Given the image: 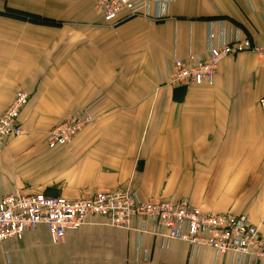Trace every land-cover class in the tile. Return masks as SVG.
<instances>
[{
	"label": "crops",
	"instance_id": "obj_1",
	"mask_svg": "<svg viewBox=\"0 0 264 264\" xmlns=\"http://www.w3.org/2000/svg\"><path fill=\"white\" fill-rule=\"evenodd\" d=\"M264 44V0H177L162 21L107 24L94 0H0V110L29 95L21 136L0 152L5 193L75 199L129 188L149 201L188 198L204 212L264 218V59L221 60L213 84L166 83L173 59L207 56L212 32ZM93 117L67 145L45 137ZM91 216L59 242L39 225L0 244V264H264ZM260 233L264 235V226Z\"/></svg>",
	"mask_w": 264,
	"mask_h": 264
},
{
	"label": "built area",
	"instance_id": "obj_2",
	"mask_svg": "<svg viewBox=\"0 0 264 264\" xmlns=\"http://www.w3.org/2000/svg\"><path fill=\"white\" fill-rule=\"evenodd\" d=\"M176 1L94 0V4L107 24H115L134 17L165 20ZM245 51L264 59V44H255L239 33L229 36L214 31L207 56L191 52L185 59L175 57L166 83L185 87L213 84L221 60ZM28 101L29 95L21 90L7 108L0 110V152L8 138L24 134L19 117ZM258 103L264 118V96ZM91 122V115L72 114L47 133L46 144L49 147L70 144ZM91 216L107 218L108 224L128 229L137 218L136 229L159 237L163 246L176 239L189 243L193 250L208 246L217 255L230 253L264 262V235L260 233L264 218L260 224H254L244 215L207 213L188 198L149 201L129 188L86 193L75 199L26 194L20 190L5 193L0 200V244L10 238H21L27 230L41 224L48 227L57 243L68 231L86 225Z\"/></svg>",
	"mask_w": 264,
	"mask_h": 264
}]
</instances>
